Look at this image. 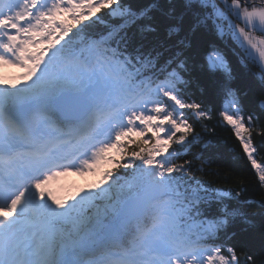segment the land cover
I'll return each instance as SVG.
<instances>
[{
  "label": "snow or ice",
  "instance_id": "snow-or-ice-1",
  "mask_svg": "<svg viewBox=\"0 0 264 264\" xmlns=\"http://www.w3.org/2000/svg\"><path fill=\"white\" fill-rule=\"evenodd\" d=\"M157 8L0 0V67L22 69L0 74V264H264L240 254L234 226L250 223L244 189L211 188L187 158L203 139L196 124L207 131L213 119L189 98L193 85L203 91L202 76L264 188L259 117L245 114L221 49L210 43L199 52L193 40L228 37L240 63L258 69L264 93V0H184L163 20ZM158 24L169 37L186 29L181 49L163 59L128 35ZM253 104L264 110V97ZM70 170L100 178L57 197L50 182Z\"/></svg>",
  "mask_w": 264,
  "mask_h": 264
},
{
  "label": "trees",
  "instance_id": "trees-1",
  "mask_svg": "<svg viewBox=\"0 0 264 264\" xmlns=\"http://www.w3.org/2000/svg\"><path fill=\"white\" fill-rule=\"evenodd\" d=\"M123 2L133 10L156 4L158 5L156 16L159 20H163L165 18L163 13H166L170 6L174 5L176 13L179 14L184 0H123ZM185 32L186 29L178 35L169 37L163 25L158 24L154 33H142L137 26H132L128 30V35L132 38L133 47L143 45L146 50L155 47L162 53L163 59L181 49L180 42L185 38ZM193 40L199 52H203L210 43H215L221 49L233 66L234 86L241 91V102L245 106V114L254 112L255 116L259 117L258 127L264 128V110L258 109L253 104L255 100L264 97L261 85L254 75L258 73V69L252 65L245 68L240 63L236 55L238 48L228 37L221 40L214 34L205 33L197 34ZM190 54L198 59L191 51ZM199 83L203 91L193 85L189 89V98L207 105L213 112V119L205 122L208 124L207 131L196 124V132L200 133L203 139L189 149L187 158L193 162L192 175L213 189H244L241 199L250 203L242 204L240 207L249 217L250 223H237L234 226L244 240V247L240 254L242 256L251 254L258 262L264 261V188L259 186L255 172L243 154L231 128L224 125L217 117L222 100L216 96L212 81L201 76ZM209 141L210 143H207ZM262 141L264 137L254 135V143L260 145ZM205 143H207L206 148L203 147ZM256 158L258 162L264 163V148L258 151Z\"/></svg>",
  "mask_w": 264,
  "mask_h": 264
},
{
  "label": "rangeland",
  "instance_id": "rangeland-1",
  "mask_svg": "<svg viewBox=\"0 0 264 264\" xmlns=\"http://www.w3.org/2000/svg\"><path fill=\"white\" fill-rule=\"evenodd\" d=\"M20 71L22 72V69H20ZM2 72L3 74L8 75L9 78L12 76L10 75L11 72L8 69H4ZM79 176L81 175L76 174L74 177L72 175H66L61 178V181L59 180L56 183L50 184V187L54 194L60 198L70 197L78 192L82 193L83 191H87V187L82 184V178H79Z\"/></svg>",
  "mask_w": 264,
  "mask_h": 264
}]
</instances>
